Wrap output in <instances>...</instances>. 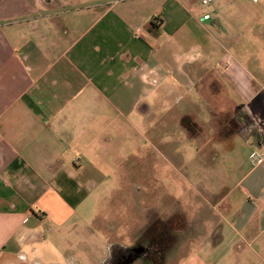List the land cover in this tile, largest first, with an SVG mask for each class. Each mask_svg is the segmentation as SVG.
<instances>
[{"label":"crops","instance_id":"0c3cea01","mask_svg":"<svg viewBox=\"0 0 264 264\" xmlns=\"http://www.w3.org/2000/svg\"><path fill=\"white\" fill-rule=\"evenodd\" d=\"M262 10L264 0H0V264L100 262L91 222L104 167L145 133L174 165L188 141L203 165L235 154L238 172L216 191L201 184L207 206L192 218L142 207L135 244L165 218L161 264H264V163L249 157L264 154V128L250 126L264 119ZM113 246L124 245L110 243L102 264ZM145 255L134 264H154Z\"/></svg>","mask_w":264,"mask_h":264},{"label":"rangeland","instance_id":"374dc122","mask_svg":"<svg viewBox=\"0 0 264 264\" xmlns=\"http://www.w3.org/2000/svg\"><path fill=\"white\" fill-rule=\"evenodd\" d=\"M255 11L252 7L246 17H253ZM228 89L236 97L237 87L229 86ZM144 136L138 143L136 138L130 137L119 151L124 156L116 155L114 165L104 167L110 180L98 188L100 194L93 203L97 206L96 219L91 222L97 250L94 258L100 262L88 261L84 264H102L112 242L134 246L132 235L143 218V214L139 213L142 207L156 208L163 215L179 213L192 218L194 212L207 206L200 190L201 184L216 191L225 180L232 183L236 180L238 171L233 167L235 154L222 153L214 165H203L196 159V146L185 141L179 150L184 155L185 164L177 166L167 160L166 155L151 141L150 133ZM185 223V218L180 216L179 225L184 226ZM184 232L187 234V230ZM180 241H183L182 236ZM176 248L183 251L188 247L179 243ZM142 263L139 261L136 264Z\"/></svg>","mask_w":264,"mask_h":264},{"label":"trees","instance_id":"16d2710c","mask_svg":"<svg viewBox=\"0 0 264 264\" xmlns=\"http://www.w3.org/2000/svg\"><path fill=\"white\" fill-rule=\"evenodd\" d=\"M189 118L187 117H184L182 122H183V126H185V128H189V129H192L191 127V124H189ZM170 220H166L165 218H158V219H155L150 228H149V231L151 233V238L149 237V243H147L145 246H146V249H145V253L146 255L144 256L146 259H151V261L154 263V264H161L165 258V251H166V248L165 246L167 244L163 243V241H167L168 240V237H167V234H161L162 236L165 237V239L163 238V240H159L157 237V232L159 231L158 229H164L166 231H168V229H170ZM151 229V230H150ZM165 231V232H166ZM167 238V239H166ZM139 243V242H138ZM127 247H124V246H120L119 248L118 247H112V256L107 259L105 261L104 264H112L113 262V256L117 253V250L119 249H126ZM141 257V256H140Z\"/></svg>","mask_w":264,"mask_h":264},{"label":"built area","instance_id":"2783aa9c","mask_svg":"<svg viewBox=\"0 0 264 264\" xmlns=\"http://www.w3.org/2000/svg\"><path fill=\"white\" fill-rule=\"evenodd\" d=\"M215 0H201L202 4L207 5ZM250 126L255 128L258 131H261L264 128V119L259 118L258 116L253 115L251 117ZM250 160L254 165L264 163V154L258 150H254L249 155Z\"/></svg>","mask_w":264,"mask_h":264},{"label":"flooded vegetation","instance_id":"af4514ba","mask_svg":"<svg viewBox=\"0 0 264 264\" xmlns=\"http://www.w3.org/2000/svg\"><path fill=\"white\" fill-rule=\"evenodd\" d=\"M146 244H144L143 242H139L136 243L134 246L132 247H127L126 249H119L117 250V253L113 256V262L112 264H121L122 263V259L126 258V254H130V257H136V256H140L143 254H146L144 251L146 249Z\"/></svg>","mask_w":264,"mask_h":264},{"label":"water","instance_id":"95a60500","mask_svg":"<svg viewBox=\"0 0 264 264\" xmlns=\"http://www.w3.org/2000/svg\"><path fill=\"white\" fill-rule=\"evenodd\" d=\"M139 256H136V257H130V254H127L126 258H123L122 260V263L121 264H134L136 259L138 258Z\"/></svg>","mask_w":264,"mask_h":264}]
</instances>
